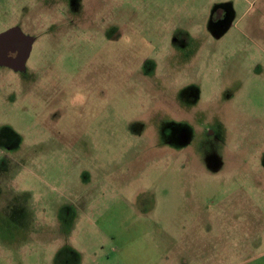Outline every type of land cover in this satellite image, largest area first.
<instances>
[{"label": "rangeland", "instance_id": "rangeland-1", "mask_svg": "<svg viewBox=\"0 0 264 264\" xmlns=\"http://www.w3.org/2000/svg\"><path fill=\"white\" fill-rule=\"evenodd\" d=\"M12 28L0 264H264V0H0Z\"/></svg>", "mask_w": 264, "mask_h": 264}, {"label": "flooded vegetation", "instance_id": "flooded-vegetation-1", "mask_svg": "<svg viewBox=\"0 0 264 264\" xmlns=\"http://www.w3.org/2000/svg\"><path fill=\"white\" fill-rule=\"evenodd\" d=\"M6 41L0 42V58L5 57L8 63H3L0 61V65L7 67L9 69L21 71L25 68V64L28 60V56L33 48L32 38H25L24 40L16 39V37H10ZM25 61L23 67H21V62ZM19 66V67H18ZM177 138L183 143L189 140V133L184 128L179 131ZM252 200H242V202H237L232 204L229 202L225 205L224 210L229 211L230 215L243 213L244 219L240 222V230L248 229L252 226V210H253ZM252 209V210H251ZM251 210V211H250Z\"/></svg>", "mask_w": 264, "mask_h": 264}, {"label": "water", "instance_id": "water-1", "mask_svg": "<svg viewBox=\"0 0 264 264\" xmlns=\"http://www.w3.org/2000/svg\"><path fill=\"white\" fill-rule=\"evenodd\" d=\"M10 37H16V39H21V40H24L25 38H27L22 32H20L18 29L16 28H12V29H9L8 31L0 34V42L2 41H6L8 39H11ZM1 54V53H0ZM0 61L3 62V63H8L7 60L5 59V57H2L0 58ZM25 61H22L21 62V67H23V64H24ZM19 67V66H18Z\"/></svg>", "mask_w": 264, "mask_h": 264}]
</instances>
